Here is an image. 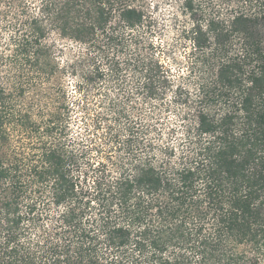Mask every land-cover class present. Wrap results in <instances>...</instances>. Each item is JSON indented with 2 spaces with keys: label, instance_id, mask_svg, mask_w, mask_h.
<instances>
[{
  "label": "trees",
  "instance_id": "obj_1",
  "mask_svg": "<svg viewBox=\"0 0 264 264\" xmlns=\"http://www.w3.org/2000/svg\"><path fill=\"white\" fill-rule=\"evenodd\" d=\"M146 1L0 0V264H264V0H179L176 74Z\"/></svg>",
  "mask_w": 264,
  "mask_h": 264
},
{
  "label": "rangeland",
  "instance_id": "obj_2",
  "mask_svg": "<svg viewBox=\"0 0 264 264\" xmlns=\"http://www.w3.org/2000/svg\"><path fill=\"white\" fill-rule=\"evenodd\" d=\"M200 1L207 3L213 13L218 12L224 15H229L237 4L236 0ZM146 4L148 14L152 18V33L150 35L148 33V39L157 46L158 58L165 63L166 67H170L173 73L186 72L187 67H190L187 57L190 49L188 45H182L179 41V34L183 27L189 26L190 17L182 10L179 0H147ZM49 43L54 44L58 59L63 63L69 62L79 52L78 44L55 35L50 36ZM73 81L76 79L71 75L64 78V82L71 91L74 90Z\"/></svg>",
  "mask_w": 264,
  "mask_h": 264
}]
</instances>
